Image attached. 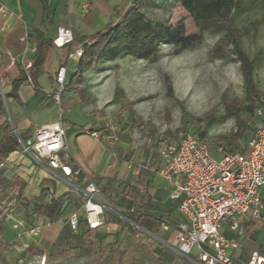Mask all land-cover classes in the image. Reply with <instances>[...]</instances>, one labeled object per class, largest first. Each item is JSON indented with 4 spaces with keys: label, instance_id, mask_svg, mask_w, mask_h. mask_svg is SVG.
<instances>
[{
    "label": "rangeland",
    "instance_id": "1",
    "mask_svg": "<svg viewBox=\"0 0 264 264\" xmlns=\"http://www.w3.org/2000/svg\"><path fill=\"white\" fill-rule=\"evenodd\" d=\"M239 2L240 10L233 12L230 23L240 33L247 57L259 63L254 81L264 94V3ZM149 16L162 38L157 59L148 62L122 57L105 62L97 69L85 70L79 85L71 88L64 85L60 110L71 122L85 124L89 118L102 133L106 124L114 125L119 131V140L132 143L133 148L144 153L151 150L157 154L161 148L177 143L180 134L185 132L203 133L211 157L219 160L222 155L215 150L225 146L223 137L235 132L238 122L231 118L207 126L206 118L209 114L215 118L223 115L226 100L247 104L239 63L231 45L216 48L225 31L214 26L205 30L196 28L174 2L169 11L158 9ZM83 41L80 38L78 44ZM117 89L120 94L115 97ZM57 92L55 89L54 93ZM240 119L248 121L252 128L257 126L253 114L243 111ZM246 135L250 138L252 131L248 130ZM235 146L240 147L239 143ZM11 195L8 190H0V208L13 211L11 218L1 217L0 264H187L186 258L170 247L173 234L169 239L168 232L161 230L148 234L118 214L117 223L111 224L107 222L105 210V225L96 229L102 231L100 238L93 237L94 249L102 262L97 263L84 253L55 262V254L75 245L67 220L46 228L45 240L43 234L37 238H17L11 229L13 220H22L27 227L35 224L46 227L51 222L33 214L31 208L24 214L21 208L10 203ZM78 215L83 224L82 208L78 207ZM46 239L53 242L45 244ZM24 245H34L35 249L27 252ZM151 256L160 262L152 261Z\"/></svg>",
    "mask_w": 264,
    "mask_h": 264
},
{
    "label": "crops",
    "instance_id": "2",
    "mask_svg": "<svg viewBox=\"0 0 264 264\" xmlns=\"http://www.w3.org/2000/svg\"><path fill=\"white\" fill-rule=\"evenodd\" d=\"M0 1L14 14L8 22L7 33H0V102L5 113L4 117L0 118V137L5 133L7 124L12 130L11 123L17 134H29L32 140L39 128L62 122L71 155L69 165L73 169L82 170L77 177L64 178L59 171L49 169L45 162L37 163L23 149L11 153L0 164L5 181L12 182L13 178H18L25 183L26 198L38 197L41 191H44L45 195L50 194L51 199L55 200L68 195L69 205L65 206V214L43 228V240L46 228L51 229L59 225L73 213L78 215V207H82V190L91 180L104 198L103 200L100 197V200L105 205L107 222L117 223V213L112 209L123 210L130 207L160 221L169 220L173 225L177 224L181 220L177 210L178 201L170 199L169 184L156 173H136L134 167L127 168V163L131 161L158 168L161 164L158 153L151 150L148 153L141 152L133 148L132 143L121 140L116 146L109 148L102 141L90 137V132L94 130L99 136L102 135L89 118L85 124L68 121L63 114L59 117L58 107L53 102L58 68L66 67L65 84L75 69L77 60H67L68 51L77 48L80 38L85 42L89 36L111 25L118 12L125 9L132 0ZM85 4H88V10L83 13L81 8ZM65 25L72 29L73 44L57 48L51 42L55 38L56 29ZM42 40L50 45L44 47L46 58L35 87L27 81L16 83V97L8 98L6 102L5 96H9L13 88L12 83L17 81L21 74L19 59L24 49L35 47L36 42ZM252 136L253 134L250 138ZM66 222L68 225V221ZM111 224L108 226H114ZM173 225L168 231V239L174 232ZM251 225L249 218H243V229ZM157 230H160L159 227ZM101 233L100 229L94 230L93 236H100ZM224 233L227 238H238L235 233ZM48 241L50 240L46 239L45 244ZM252 251L264 256V222L256 226L252 235L240 239L239 250L233 254V264L246 262ZM186 261L196 264L187 259Z\"/></svg>",
    "mask_w": 264,
    "mask_h": 264
},
{
    "label": "built area",
    "instance_id": "3",
    "mask_svg": "<svg viewBox=\"0 0 264 264\" xmlns=\"http://www.w3.org/2000/svg\"><path fill=\"white\" fill-rule=\"evenodd\" d=\"M83 13L88 4L81 8ZM14 14L0 1V33L8 31V22ZM52 44L57 48L72 46L73 34L70 26L56 29ZM35 47H26L19 59V65L30 83L28 71ZM82 55L81 48L70 49L67 60H77ZM66 67L58 68L55 75L53 102L60 110V93L65 84ZM258 122L253 136L243 147V152H225L221 147L215 152L221 154L219 160L211 157L209 147L195 133L180 134L177 143L161 148L158 152L160 166L145 165L142 162H128L127 168L136 173L147 171L156 173L170 186L169 197L178 201L181 220L174 224L170 247L180 256L196 264H233V254L239 250L240 239L252 235L257 225L264 222V111L255 110ZM107 137L100 138L96 131L90 137L102 141L106 146H116L119 141L116 128L106 124ZM39 164L45 162L49 169L59 171L64 178L77 177L80 168L69 165L70 152L66 144V130L62 122L39 128L33 135L32 147L22 148ZM1 167V165H0ZM84 223L89 230L105 225L101 202V191L91 180L82 190ZM50 194L45 200H50ZM3 217L11 218L12 209L0 208ZM249 218L251 226L241 227L243 218ZM69 229L75 233L80 217L73 213L68 217ZM47 226H49L47 224ZM172 224L161 221L159 229L168 232ZM44 226L35 224L27 227L22 220H13L11 229L17 238L30 239L41 235ZM235 233L238 238H227L224 232ZM27 245L23 246L26 249ZM243 264H264V256L252 251Z\"/></svg>",
    "mask_w": 264,
    "mask_h": 264
},
{
    "label": "trees",
    "instance_id": "4",
    "mask_svg": "<svg viewBox=\"0 0 264 264\" xmlns=\"http://www.w3.org/2000/svg\"><path fill=\"white\" fill-rule=\"evenodd\" d=\"M259 1L264 3V0ZM172 2L191 18L196 28L205 30L214 26L217 30L225 31L223 37L218 41L216 48L218 50L231 45L233 55L239 63L244 83L245 101L247 104H239L235 99L226 100L224 103L225 113L217 118L209 114L206 120L207 126H211L215 122L221 123L227 119L235 118L238 122L237 130L224 136L223 139L226 141V144L224 147H220L225 152H243V147L250 139L247 137L246 132L250 130L252 134H254L257 126L252 128L248 121L240 119V114L245 111L253 114L255 117L256 109L260 108L264 111V94L258 90L254 81V72L259 66V63L257 60L247 57L242 49L241 35L230 23L233 12L235 10H240L239 0H132L125 9L118 12L115 21L111 25L89 36L85 42L77 44V48H81L82 50V55L77 59L74 72L69 76L67 84L64 85L68 88H71L73 85H79L85 70L97 69L103 63L118 58L130 57L154 62L157 59L158 49L162 44V38L156 23L150 20L149 15L152 14L154 10L158 9H163L164 12L169 11ZM49 45L50 44L45 40L36 42L35 44V53L31 57L32 65L28 71L30 84L34 87L45 62L46 52L44 47H48ZM23 81H27V78L21 70L19 79L12 83L13 88L9 96H5L6 102L8 98L16 97V83H22ZM168 91L171 92L169 86ZM118 94H120L119 89L116 90L114 96L116 97ZM4 114L3 104L0 102V118L4 117ZM252 123L255 124V122ZM97 131L102 135L99 136L100 138L109 135V132L106 130L104 133L99 129ZM116 132L118 135L119 131L117 129ZM18 136L19 140L26 147L31 149V136L21 133H18ZM197 136L205 143L203 133ZM19 140L7 124L5 133L0 137V164H2L11 153L22 150ZM237 143H239L240 147L235 146ZM108 147L112 148L114 146ZM0 190L12 192L13 195L11 196H13V200H11L10 203L21 208L24 214H27L28 210L31 208L33 214L42 216L50 222H54L59 217L63 216L65 214V206L67 207L69 205L67 202L68 195L60 196L56 200L50 199L46 201L44 191H41L38 197L26 198L24 196L25 183L18 178H13L12 182L5 181L3 172L1 171ZM112 210L119 216L124 217L135 227L142 228L152 235L155 234L161 223L159 219L148 216L141 210H135L130 207L124 208V210ZM1 217L2 214L0 212V231L3 230V220ZM81 220L82 219H80V222ZM167 222L172 224L169 220H167ZM93 233L94 231L89 230L85 223H79L77 232L72 233L75 236V245L65 248L60 253L55 254L53 256V261L58 262L72 255L84 253L96 260L97 263H101L102 258L100 254L94 249V238H100V236H93ZM26 249L27 252H31L35 247L34 245H28ZM150 259L154 262H160L153 256H151ZM187 264H189V262H187Z\"/></svg>",
    "mask_w": 264,
    "mask_h": 264
},
{
    "label": "water",
    "instance_id": "5",
    "mask_svg": "<svg viewBox=\"0 0 264 264\" xmlns=\"http://www.w3.org/2000/svg\"><path fill=\"white\" fill-rule=\"evenodd\" d=\"M11 127H12V130H13L14 134L16 135V137H17L18 140H19V136H18V134L15 132L12 123H11ZM19 142H20V144H21V147L26 149V146H25L20 140H19ZM30 155H31V153H30Z\"/></svg>",
    "mask_w": 264,
    "mask_h": 264
}]
</instances>
